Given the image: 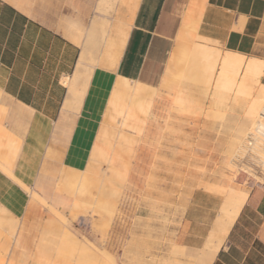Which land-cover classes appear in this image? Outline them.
<instances>
[{
	"label": "crops",
	"instance_id": "crops-1",
	"mask_svg": "<svg viewBox=\"0 0 264 264\" xmlns=\"http://www.w3.org/2000/svg\"><path fill=\"white\" fill-rule=\"evenodd\" d=\"M111 7V0H0V210L21 221L14 239L5 241L8 264H44L27 250L36 247L48 249L45 264H100L97 257L84 260L86 244L56 226L29 190L43 170L88 168L116 83L155 88L140 143L150 151L184 25L194 24L195 41L201 37L264 60V0H138L136 7L124 3L120 14ZM95 19L115 26L104 37L88 38ZM118 94L110 102L111 117L123 118V128L134 131L138 111ZM118 97L122 111L114 107ZM225 192L223 203L206 195L221 203L212 223L182 230L189 264H264V178L247 193ZM73 242L77 261L65 255Z\"/></svg>",
	"mask_w": 264,
	"mask_h": 264
},
{
	"label": "rangeland",
	"instance_id": "rangeland-1",
	"mask_svg": "<svg viewBox=\"0 0 264 264\" xmlns=\"http://www.w3.org/2000/svg\"><path fill=\"white\" fill-rule=\"evenodd\" d=\"M137 2L111 0V11L120 14L124 3L136 7ZM103 11L108 12V9ZM110 25L115 26L107 20L95 19L88 38L106 36ZM182 34L172 53L167 72V99L156 122L150 151H145L140 143L156 95L155 88L130 83L131 87L125 89L116 83L110 102L119 93L123 101H128L126 105L138 111L135 130L123 128L121 117L112 119L109 102L88 168L80 172L57 167L43 170L35 189L29 190L32 201L45 209L46 216L54 218L56 226L70 230L75 242L86 244L87 256L83 258L89 263L97 257L100 264H189L187 251L191 248L182 245L180 239L184 227L212 223L227 188L247 193L263 181L260 176H264V158L258 150L262 148L261 142L255 138L258 135L255 130L247 133L245 106H233L237 101L236 93L223 96L217 83L220 64H216L214 74L208 73L195 47L205 43L223 54L225 51L201 37L195 41L193 23L184 25ZM93 41L100 42L98 38ZM262 42L264 48V35ZM192 54H196V58ZM179 61L183 64L181 70ZM244 68L245 65L242 72ZM260 81L261 84L248 80V92L260 93L264 89V78ZM179 89L183 90L184 99L177 105ZM144 163L145 167H134ZM134 180L138 182L133 183ZM47 191L52 195H45ZM206 195L220 198L221 203L208 200ZM209 210L212 215H208ZM20 222L12 221L0 210V264H8L10 249L4 245L14 239ZM58 233L51 235L58 239ZM246 234L249 240L251 234ZM47 238L45 235L44 239ZM75 242L73 247H65V255L77 261ZM27 250L42 256L45 263L49 260L46 247Z\"/></svg>",
	"mask_w": 264,
	"mask_h": 264
},
{
	"label": "bare ground",
	"instance_id": "bare-ground-1",
	"mask_svg": "<svg viewBox=\"0 0 264 264\" xmlns=\"http://www.w3.org/2000/svg\"><path fill=\"white\" fill-rule=\"evenodd\" d=\"M200 39H202V38H200ZM109 52H108V54H109ZM222 52L220 49L219 50L211 49L210 46H208L205 43H200V44L198 43V45L195 47V53L200 55V56H198V59L202 60V58H201V56H202L204 59V62H205V64H203L202 63L203 61H202L200 63V65L203 64L202 67H205L204 65H206L205 68L208 70V73H210L211 75L214 74V72H216L215 71L216 70V64L217 63L220 64L219 75L217 74V76H218V82H217L218 83V89L221 93H223V96H224V94L232 96V93H236L237 98L235 96H234V98H236L237 101L233 102L234 103L233 106H235V108H236V106L237 107L245 106L243 109L244 119H245L246 123H249L247 133L248 134L252 133L253 132L252 130H255L256 133L259 135V136L258 135L255 136V138L257 139V141H259V143L261 142V147L263 149L260 148L258 150H261L262 154H260V155L264 158V147H263L264 146V107H263L264 89L260 90L261 91L260 93L259 92L251 93V92H248V89H250V88L249 87H248V89L246 88L248 80H250V81L252 80V81H254V83L259 82L261 80V78L264 75V63H263V61H261L258 58H252V57L247 58L244 54L239 53V52L226 51V50H225L224 54ZM196 54H192V55L195 56ZM194 56H191V59L194 58ZM195 58H196V56H195ZM194 62H195V64L197 63L196 61H194ZM190 64H191V62H190ZM244 65H245V68H244L245 70H244V72H242V70H243L242 67ZM197 68H199V66H197ZM192 69H195V67L194 68L192 67ZM201 70H202V68H201ZM186 75H187V73H186ZM241 75H242V78H240ZM185 77H187V76H185ZM207 79H209V78H207ZM239 79H242V80L240 81ZM193 81L195 82V80H193ZM215 82H216V80H215ZM260 82H259V84H261ZM202 84H203V80H202ZM193 85L197 86L198 84L193 83ZM250 86H252V85H250ZM262 86H263V84H262ZM215 87H216V85H215ZM179 90H181V93L179 92L178 93L179 95L177 94L178 95V98L176 100L177 105H178V103L181 104L180 102L182 101V98H183L182 97L183 90L182 89H179ZM219 91H218V93H219ZM220 96H221V94H220ZM244 96H246L247 98L244 99L243 98ZM242 98H243V100H242ZM117 99H118L119 103L116 105L114 104L115 105L114 107H116L119 111H122V109H123L122 103H121V101H119L120 97H118ZM239 99H241V100H239ZM182 105H184V104H182ZM182 105H181V107H182ZM184 106H186V105H184ZM187 106H188V104H187ZM184 109H186V108H184ZM180 111H181V109H180ZM223 113H224V111H223ZM225 113H227V112H225ZM259 117H261V118H259ZM232 118H234V117H232ZM253 135H255V134H253ZM243 149L245 150V148H243ZM261 156H260V158H261ZM262 162H263V159H262ZM250 170H252V169H250ZM252 173H253V171H252ZM262 175H264V174H262ZM263 178H264V176H260V179H263Z\"/></svg>",
	"mask_w": 264,
	"mask_h": 264
}]
</instances>
